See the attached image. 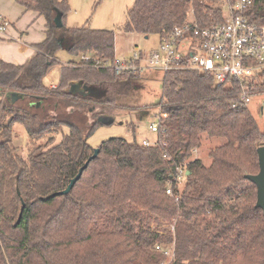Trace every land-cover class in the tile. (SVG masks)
<instances>
[{
  "label": "trees",
  "instance_id": "16d2710c",
  "mask_svg": "<svg viewBox=\"0 0 264 264\" xmlns=\"http://www.w3.org/2000/svg\"><path fill=\"white\" fill-rule=\"evenodd\" d=\"M15 1L47 25L27 63L0 61V264H264V211L246 179L260 171L264 132L248 107H234L239 84L174 69L163 73L158 104L127 105L141 74L118 75L83 60L114 61L115 31L68 27L67 0ZM233 2L136 0L123 31L162 39L191 20L221 23ZM248 15L264 25V0ZM61 50L74 60L62 65ZM56 66L60 84L49 87L45 78ZM72 83L83 91L70 92ZM102 86L109 92L94 97ZM258 86L264 89V74ZM10 93L23 98L12 104ZM153 108L167 115L154 146L106 140L72 191L56 195L94 155L89 138L102 126L100 116L129 111L141 118ZM19 127L29 137L25 152L15 143ZM204 138L225 140L210 151L209 166L194 158ZM179 168L189 172L182 187ZM172 247L169 263L164 252Z\"/></svg>",
  "mask_w": 264,
  "mask_h": 264
},
{
  "label": "built area",
  "instance_id": "2783aa9c",
  "mask_svg": "<svg viewBox=\"0 0 264 264\" xmlns=\"http://www.w3.org/2000/svg\"><path fill=\"white\" fill-rule=\"evenodd\" d=\"M254 2L234 0L227 6L221 23L201 26L196 20H191L176 27L172 33L160 39L158 49L149 55L139 51L129 60L115 59L102 63L94 56L83 57V60H93L96 66L114 69L118 75L141 74L146 70L164 73L174 69L209 74L214 76L218 85L232 82L239 84L240 102L234 107H248L247 104L254 97H261L264 112V89L258 88L263 83L264 74V25L252 22L248 15ZM10 26L11 23L0 16V33H5ZM166 117V114L161 113L155 116L149 126L151 133L158 135L161 122ZM154 143L143 141L145 147H152ZM187 173L185 168L177 170L178 185L185 182ZM167 193L172 195V189ZM156 248L158 251L163 250L160 246ZM164 253L169 263L174 260L173 247Z\"/></svg>",
  "mask_w": 264,
  "mask_h": 264
},
{
  "label": "rangeland",
  "instance_id": "374dc122",
  "mask_svg": "<svg viewBox=\"0 0 264 264\" xmlns=\"http://www.w3.org/2000/svg\"><path fill=\"white\" fill-rule=\"evenodd\" d=\"M70 5V12L66 18V24L70 28H81L87 26L92 29L101 30H113L117 35V56L119 58H127L133 56L135 53H139L140 50H147L146 54L158 49L160 38L157 36L146 38L136 33H126L123 31V27L127 21L128 11L134 6L136 0H67ZM62 65L68 64L73 61L74 58L65 50H61L57 55ZM147 64V63H145ZM150 67L149 65H147ZM61 78V66H56L45 78V84L47 86L59 85ZM162 71L146 70L141 73L140 78L137 81L136 88L132 91L130 99L125 104L139 106H151L160 102L162 96ZM97 92H93L92 95L97 98L105 96L109 90L106 86L96 89ZM248 108L253 114V117L258 122L261 131L264 132V112L262 109L261 97H254L248 104ZM100 111L98 107H95L92 114ZM111 112V111H110ZM150 116L146 117L140 122L138 114L135 112L122 111L115 115V121L112 124H102L98 127L93 135L89 138L90 145L97 149L104 141L111 138H124L129 142L135 140L140 144L143 140H149L151 143L155 142L156 134L150 133L148 127L153 121L152 114H159L160 111L153 108L148 111ZM67 113V112H66ZM79 113V112H78ZM81 113V112H80ZM106 114L109 111L105 112ZM92 114L89 113L88 125H92ZM77 115V114H75ZM80 115V114H78ZM79 119V120H78ZM77 116V123L82 125L84 119ZM100 117L98 118V120ZM63 132L67 134L68 128H64ZM17 137L15 143L20 147L21 151L27 150V144L29 137L23 127L17 128ZM154 140V141H153ZM225 143L223 139H214L212 141L203 139V144L196 153L194 158L201 159L205 165L211 164L210 151L217 146ZM185 183H181L182 187ZM169 262V260H168ZM220 264L215 262L211 264Z\"/></svg>",
  "mask_w": 264,
  "mask_h": 264
},
{
  "label": "crops",
  "instance_id": "0c3cea01",
  "mask_svg": "<svg viewBox=\"0 0 264 264\" xmlns=\"http://www.w3.org/2000/svg\"><path fill=\"white\" fill-rule=\"evenodd\" d=\"M0 16L11 23V26L5 33H0V61L13 65H23L27 63L36 53L35 45L42 43L46 38L47 23L45 18L38 13L26 11L15 0H0ZM145 38L146 40L149 39V37ZM140 51L146 53L147 50ZM133 56H128L123 59L129 60ZM116 59H121L117 56V35ZM73 84L76 83H72L71 85ZM52 87L55 88L57 85H53ZM70 90L71 86L69 87V91ZM79 91H83L81 86L79 87ZM156 115L157 113L152 114L153 120ZM147 116L149 117L150 113L144 114L143 117L139 118L140 122ZM100 117H110L115 119V116H112L111 114ZM148 131L151 133L149 127ZM154 140L155 142L157 141V135Z\"/></svg>",
  "mask_w": 264,
  "mask_h": 264
},
{
  "label": "water",
  "instance_id": "95a60500",
  "mask_svg": "<svg viewBox=\"0 0 264 264\" xmlns=\"http://www.w3.org/2000/svg\"><path fill=\"white\" fill-rule=\"evenodd\" d=\"M56 23L59 27H62L63 24L61 23L59 17L56 19ZM148 38V37H147ZM80 84H73L71 85L70 92H80L79 91ZM86 89V88H85ZM8 100L12 102V104H15L19 102L23 97L17 93H10L7 96ZM115 119L110 117H100L98 120L101 124H112L114 123ZM258 158H259V166L260 171L257 175H248L246 176V179L249 180L253 185H255L257 189V203L256 207L264 211V146L258 148L257 150ZM99 155V149H95L94 155L87 161V163L80 169L78 175L71 181L67 189H65L62 192L56 193V195H67L69 194L76 183L81 179L84 171L88 168L90 162L95 159ZM189 175V172L187 173Z\"/></svg>",
  "mask_w": 264,
  "mask_h": 264
}]
</instances>
